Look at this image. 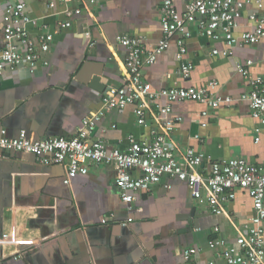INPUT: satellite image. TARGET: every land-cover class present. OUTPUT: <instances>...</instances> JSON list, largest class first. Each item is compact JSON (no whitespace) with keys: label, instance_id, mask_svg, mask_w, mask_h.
Listing matches in <instances>:
<instances>
[{"label":"crops","instance_id":"0c3cea01","mask_svg":"<svg viewBox=\"0 0 264 264\" xmlns=\"http://www.w3.org/2000/svg\"><path fill=\"white\" fill-rule=\"evenodd\" d=\"M17 1L26 4L35 21L26 25L35 43L42 33L55 32L68 19L72 26L54 33L50 50L41 54L33 70L6 69L0 88V132L5 129L9 137L23 129L34 138L73 136L84 118L102 109L104 91L125 79L127 49L120 44L121 36H141L149 47L162 37L164 0H100L96 5L90 0H0V4ZM172 1L183 12L190 0ZM78 7L82 14L70 18L67 11ZM251 11L252 7L246 8L239 31L250 27ZM2 25L0 16V38ZM191 29L186 55L193 64L190 75L180 72L179 48L173 39L156 62L144 69L145 79L155 90L216 80L214 92L240 98L250 86L238 67L248 60L253 61L251 74L264 78V40L237 45L228 56L212 55L213 48L224 49L226 42L201 36L195 26ZM93 76L100 78L104 91L90 86ZM148 116L152 128L138 124L133 105L106 110L92 137L126 151L131 136L151 137L160 121L180 116L172 133L177 154L189 148L204 153L202 173L207 174V160L213 159L243 157L264 165V127L253 119L248 101L212 108L185 100L172 103V112L166 116ZM2 153V264H207L215 258L209 240L220 235L235 238L237 228L253 212L249 196L239 192L226 214H215L191 195L184 181L169 175L126 202L120 197L112 164L91 166L88 174L66 185L64 165H44L29 152ZM192 246L201 248L199 259L186 261L183 252Z\"/></svg>","mask_w":264,"mask_h":264},{"label":"built area","instance_id":"2783aa9c","mask_svg":"<svg viewBox=\"0 0 264 264\" xmlns=\"http://www.w3.org/2000/svg\"><path fill=\"white\" fill-rule=\"evenodd\" d=\"M90 1L96 5L100 0ZM249 6L252 7L248 15L250 27L239 31L241 19ZM67 14L70 18L80 16L82 9L73 8ZM0 16L3 21L0 88L7 68L26 67L33 70L41 60V54L50 50L54 33L72 26V20L68 19L60 23L55 32L42 33L38 43H35L26 28L35 21L28 14L24 2L0 4ZM160 22L162 37L153 47L146 45L141 36H121L120 44L127 49L125 79L120 86H110L104 91L102 109L84 118L76 134L71 137L34 138L23 129L18 136L9 137L7 131L1 128L0 160L2 152L8 150L32 153L44 165H64L66 175L63 182L66 185L78 175L88 174L91 166L112 164L117 172L116 185L120 197L126 202L134 201L137 193L150 191L164 175H169L184 181L191 195L218 215L226 214L228 205L236 200L239 192H244L251 200L252 215L237 228L235 238L220 235L209 240L208 246L215 252V258L207 264H264V165L250 163L243 157L213 159L207 160V174L202 173L200 166L206 161L204 153L189 148L182 155L177 154L172 133L176 123L182 120L180 116L160 121L159 129L155 127L151 130V137L135 139L131 136L130 147L126 151L92 137L97 121L106 110L133 105L138 124L151 127L150 113L157 117L166 116L172 112V103L185 100L197 101L212 108L229 106L238 100L248 101L253 119L264 127V78L251 74L252 60L238 67L250 86V90L242 93L240 98L214 92L218 86L216 80L202 86H171L155 90L144 76L145 67L154 64L159 55L170 47L173 39L179 48L180 72L184 76L190 75L193 64L186 60V55L192 26L197 27L201 36L215 42H226L224 49L213 48L212 55L228 56L237 45H251L264 40V0H190L183 12L177 10L172 0H164L160 6ZM202 115L208 116V111L204 110ZM202 124L206 126L207 122ZM215 230L219 231V228ZM2 246L0 231V264L4 257ZM200 252L199 247H189L184 250L183 258L186 261L199 259Z\"/></svg>","mask_w":264,"mask_h":264},{"label":"water","instance_id":"95a60500","mask_svg":"<svg viewBox=\"0 0 264 264\" xmlns=\"http://www.w3.org/2000/svg\"><path fill=\"white\" fill-rule=\"evenodd\" d=\"M80 32H82L81 27H80ZM90 86L100 92L104 91L105 89V85L101 83L100 78L98 76H93V78H91Z\"/></svg>","mask_w":264,"mask_h":264}]
</instances>
